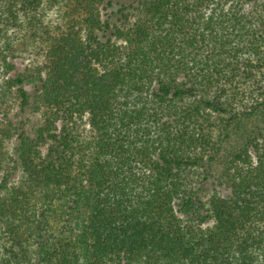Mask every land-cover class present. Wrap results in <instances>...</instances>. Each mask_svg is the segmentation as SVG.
Returning a JSON list of instances; mask_svg holds the SVG:
<instances>
[{
    "label": "trees",
    "instance_id": "trees-1",
    "mask_svg": "<svg viewBox=\"0 0 264 264\" xmlns=\"http://www.w3.org/2000/svg\"><path fill=\"white\" fill-rule=\"evenodd\" d=\"M0 264H264V0H0Z\"/></svg>",
    "mask_w": 264,
    "mask_h": 264
},
{
    "label": "rangeland",
    "instance_id": "rangeland-1",
    "mask_svg": "<svg viewBox=\"0 0 264 264\" xmlns=\"http://www.w3.org/2000/svg\"><path fill=\"white\" fill-rule=\"evenodd\" d=\"M31 51L28 52H21L20 55L18 54L17 58H14L12 61L16 64L17 68L20 70L23 68L24 65H26L27 63H29V55ZM4 75L1 79V81L4 79ZM26 89H28L30 91V93L33 91L32 86H26ZM9 108V117L10 119L14 120L16 123H18V119L15 118L16 114L18 113V108L15 102H10V106ZM39 113L35 112V110H33V104L23 113L21 114V119L24 120V122L26 123V127L29 129V131H31V125H37V121L39 119ZM84 121V120H83ZM80 124V128H88L87 125H85L83 122H79ZM58 125H60V123L58 122ZM82 130V129H81ZM14 147V142L13 140L7 141L6 143V148L8 150V152H12ZM220 192L222 194L227 193V191L223 188H220ZM208 194V193H206Z\"/></svg>",
    "mask_w": 264,
    "mask_h": 264
}]
</instances>
